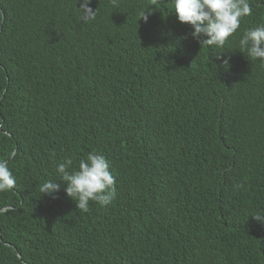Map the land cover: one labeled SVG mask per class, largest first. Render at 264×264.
<instances>
[{
	"label": "trees",
	"instance_id": "16d2710c",
	"mask_svg": "<svg viewBox=\"0 0 264 264\" xmlns=\"http://www.w3.org/2000/svg\"><path fill=\"white\" fill-rule=\"evenodd\" d=\"M248 2L209 48L171 0H0V160L16 177L0 264H264V64L238 49L264 0ZM92 151L117 194L80 212L55 166Z\"/></svg>",
	"mask_w": 264,
	"mask_h": 264
},
{
	"label": "clouds",
	"instance_id": "9594fccd",
	"mask_svg": "<svg viewBox=\"0 0 264 264\" xmlns=\"http://www.w3.org/2000/svg\"><path fill=\"white\" fill-rule=\"evenodd\" d=\"M155 3L156 0H152V4ZM171 7L179 22L191 25V36L209 48H223L229 37L240 28L242 18L252 14L248 0H171ZM140 17L147 22L145 11ZM238 45L249 60H260L264 64V23L246 29ZM224 63L227 65L228 60ZM110 168L109 160L96 151L80 159L75 168L71 157H66L55 166L59 180L66 183V194L76 201L80 212H88L90 202L105 207L116 198V180ZM15 185L16 177L8 162L0 160V192L10 191ZM59 190L60 184L55 181H45L39 188L41 194L53 197ZM254 216L264 220V216Z\"/></svg>",
	"mask_w": 264,
	"mask_h": 264
}]
</instances>
